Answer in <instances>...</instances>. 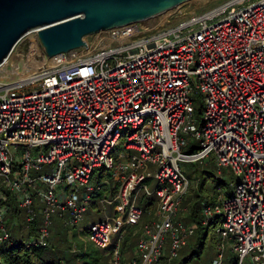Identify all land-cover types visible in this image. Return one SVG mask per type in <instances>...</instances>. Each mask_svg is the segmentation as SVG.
<instances>
[{
	"label": "built area",
	"instance_id": "built-area-1",
	"mask_svg": "<svg viewBox=\"0 0 264 264\" xmlns=\"http://www.w3.org/2000/svg\"><path fill=\"white\" fill-rule=\"evenodd\" d=\"M175 16L156 29L137 21L93 33L84 53H59L49 64L27 65L32 48L15 73L3 69L0 250L14 242L12 228L31 237L20 238L25 247H48L52 214L75 227L102 188L91 172L103 166L117 185L96 200L103 217L84 228L89 242L108 264H178L194 232L177 216L188 184L178 163L211 155L217 172L236 176L226 198L202 203V223L217 225L211 264H221L224 243L232 264H264V0H221ZM190 79L202 95L198 123ZM141 195L153 197L151 218L123 253L126 230L143 215Z\"/></svg>",
	"mask_w": 264,
	"mask_h": 264
},
{
	"label": "rangeland",
	"instance_id": "rangeland-1",
	"mask_svg": "<svg viewBox=\"0 0 264 264\" xmlns=\"http://www.w3.org/2000/svg\"><path fill=\"white\" fill-rule=\"evenodd\" d=\"M214 3L217 0H213ZM211 6V5H210ZM196 11H199L198 7L195 6ZM143 23V22H141ZM145 24V23H144ZM91 38L88 37V40ZM34 49L33 58L27 62V65L31 67H35L39 64H49V58H47L40 46L37 43L35 35L33 33H28L24 35L13 47L8 57L6 58L5 64L0 68V74L4 75L5 72L3 69H7L12 67L13 71H17L24 64L26 65L27 56H30L31 49ZM82 48L78 49L80 51ZM84 53L85 51H80ZM190 87L192 89L191 99H192V108L193 110V119L195 122H199L200 115L196 114L197 107L200 105L202 107V95L196 90L194 87L193 81L190 79ZM196 109V110H195ZM123 141V135H121L116 142L114 148L109 153L113 163L117 162V156L119 152L124 151L121 148V144ZM194 148H197L196 142L190 143ZM120 161H123L124 158H119ZM180 165L181 171L188 184L183 196L180 199V210L177 212V216L180 218H184L183 214L185 210L188 208L189 201H187V197L193 196V193L198 188V182L202 180L203 189L200 191V195L202 197L214 198L212 203H205L209 205H213L218 198H226L227 195L233 189V183L236 181V176L231 172L220 169L219 172L216 170V166L214 164L213 158L210 155L208 158L203 160L202 162H190V161H182L178 163ZM45 169L47 167H44ZM100 168L102 171H100ZM113 169L112 168H104L102 166H97L93 168L92 175L89 179V182L92 185H96L98 183L102 184V188L98 195H94L90 200V205L88 209L82 213L80 220L76 224L75 227L67 226L63 227L58 219L57 215L52 214L49 217L48 231H49V247L48 248H40V250L36 251L35 261L41 263L44 262H52L53 264H108L109 255L105 250L99 249L93 244H91L88 240V236L85 232V227L92 222H95L103 217V211L100 208L99 204L96 202L97 198L101 195H105L106 191L111 189L116 185V181L113 178ZM102 175L101 178L99 176ZM222 179L220 184H217V181ZM81 190H84L81 189ZM89 192V191H88ZM109 197L108 195H106ZM200 206V224L205 226L206 224L202 223V213ZM105 212L110 213L112 211V206L107 205L105 207ZM151 216L148 213H144L141 219L137 224L132 226L131 228L126 230L125 235L134 232L137 230L143 223L148 222ZM217 228V225L213 227H208L207 233L203 240V245L200 251L197 253V256H192L185 264H211L213 258L216 257L217 253V244L218 237L214 233V230ZM78 229V231H77ZM71 233V234H70ZM196 231L187 237V242L184 246L181 247L183 249L189 243L190 245L187 247L186 252L184 254L180 253L181 249L178 251L177 262L180 261V258L184 257L188 254V252L193 251L195 248L192 244L193 239L195 238ZM71 235V236H70ZM10 238L13 241H20L22 238L23 241L31 238L27 236L26 231H21V236L18 234L17 228H12L10 231ZM167 238V235H166ZM111 241L113 240V234L110 237ZM131 242V240H130ZM75 245L77 251H72L71 248ZM134 244V239L132 240V245ZM52 249V250H51ZM59 261V262H58ZM232 254L227 243L223 244L221 249V264H232ZM4 264V263H0Z\"/></svg>",
	"mask_w": 264,
	"mask_h": 264
},
{
	"label": "water",
	"instance_id": "water-1",
	"mask_svg": "<svg viewBox=\"0 0 264 264\" xmlns=\"http://www.w3.org/2000/svg\"><path fill=\"white\" fill-rule=\"evenodd\" d=\"M221 1V0H217ZM214 4L213 0H0V62L28 32L50 58L80 47L84 38L141 21L163 27Z\"/></svg>",
	"mask_w": 264,
	"mask_h": 264
},
{
	"label": "trees",
	"instance_id": "trees-1",
	"mask_svg": "<svg viewBox=\"0 0 264 264\" xmlns=\"http://www.w3.org/2000/svg\"><path fill=\"white\" fill-rule=\"evenodd\" d=\"M191 103H192V99H191ZM192 110H194V109L192 108ZM200 111H201V106L199 105L197 107L196 114L200 115ZM100 171H102L101 168H100ZM92 172H93V170H92ZM92 172H91V175H92ZM101 177H102V175L99 176V178H101ZM221 181H222V179H219L217 181V184H220ZM203 183L204 182H202V180L200 182H198V184H197L198 188L193 193V196L187 197V201H189L188 208L185 210V212L183 214L184 218H181L184 222L192 223L194 225V230L196 231V234H195V238L193 239L192 244H193L195 249L193 251L188 252V254L185 255L184 257L180 258V261H178V264H185L192 256H194V255L197 256V253L200 251V249L203 245V241H200V239L203 240L205 238L208 227L210 228V227H213L215 225L214 222L210 223V224H206L205 226H202V224H200V218H201L200 206H201V203H212L214 201V198L202 197L199 194L200 191L203 189ZM116 185H117V183H116ZM116 185H115V187H116ZM95 194L98 195L99 193L96 192ZM152 200H153L152 196L141 195L138 198V204L141 206L143 214L149 213V210H152V208H153V206L151 204ZM133 239L135 240V236H134V234L132 235V233H130L124 237V239L122 240V243H121V251L123 253L126 251V249L127 250L130 249V247L132 246V240ZM130 240H131V242H130ZM189 245L190 244L188 243L186 245V247L181 249L180 253L184 254V252H186V249ZM40 248H45V247H36L33 245L25 247L24 243H22L20 241L19 242L14 241L13 243L9 244L3 250H0V263H4V264H37V262L35 261V255H36V251L40 250ZM46 248L50 249L49 246ZM161 259H162V264H165L164 257H161ZM40 262L41 263H38V264H53L52 262H44V261H40ZM58 264H61V263H58ZM92 264H94L93 261H92Z\"/></svg>",
	"mask_w": 264,
	"mask_h": 264
},
{
	"label": "bare ground",
	"instance_id": "bare-ground-1",
	"mask_svg": "<svg viewBox=\"0 0 264 264\" xmlns=\"http://www.w3.org/2000/svg\"><path fill=\"white\" fill-rule=\"evenodd\" d=\"M50 61V60H49ZM9 72H10V70H9ZM12 73L14 72V71H11ZM15 73V72H14Z\"/></svg>",
	"mask_w": 264,
	"mask_h": 264
}]
</instances>
